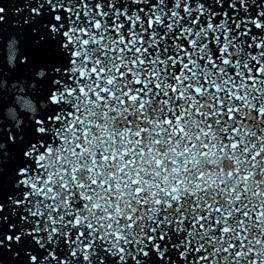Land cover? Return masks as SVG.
Returning <instances> with one entry per match:
<instances>
[{
	"label": "snow or ice",
	"instance_id": "obj_1",
	"mask_svg": "<svg viewBox=\"0 0 264 264\" xmlns=\"http://www.w3.org/2000/svg\"><path fill=\"white\" fill-rule=\"evenodd\" d=\"M23 10L0 109L18 92L32 115L0 125V257L264 264V0Z\"/></svg>",
	"mask_w": 264,
	"mask_h": 264
},
{
	"label": "water",
	"instance_id": "obj_2",
	"mask_svg": "<svg viewBox=\"0 0 264 264\" xmlns=\"http://www.w3.org/2000/svg\"><path fill=\"white\" fill-rule=\"evenodd\" d=\"M27 0H0V5L7 6V19L3 24H0V70L4 71L5 75H11L7 69L14 67V65L23 60L24 55L30 51V34L28 28L23 21L27 18L28 12L24 9ZM14 44V54L11 51V46ZM13 55L15 60H13ZM26 93H30L24 97L30 101L37 109L42 105L41 101H37L35 93H31V87L25 89ZM20 93H11L8 97L7 107L0 109V125H3L8 120V111L11 109L16 115L21 118L31 116L30 109H26L20 102ZM10 124V120H9ZM11 264V257L4 255L0 257Z\"/></svg>",
	"mask_w": 264,
	"mask_h": 264
}]
</instances>
